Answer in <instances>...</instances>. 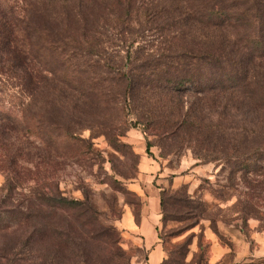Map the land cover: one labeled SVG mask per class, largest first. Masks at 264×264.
Wrapping results in <instances>:
<instances>
[{"label":"trees","instance_id":"1","mask_svg":"<svg viewBox=\"0 0 264 264\" xmlns=\"http://www.w3.org/2000/svg\"><path fill=\"white\" fill-rule=\"evenodd\" d=\"M133 21L158 27L165 35L164 52L134 59L127 50L125 70L105 54L110 40H104L108 29L103 28L111 27L125 42L133 35L127 28ZM192 31L201 32L200 38L189 39ZM40 54L51 60L38 63ZM94 57L103 58L106 75H114L109 93L117 92L111 98L137 111L136 124L164 137L169 148L195 144L194 157L205 163L243 165L256 153L264 158V140L246 145L236 137L264 132V0H0V75L27 99L20 118L26 140L33 136L49 148L83 142L71 132V123L57 118L41 123L26 109L54 78L79 97L107 102L108 93L87 85L90 78L80 71L90 68ZM186 87L199 95L196 103L184 101ZM55 90L48 102L64 109L66 121L69 95L60 89V102L49 99ZM5 121L15 130L12 116ZM150 148L147 142L149 155ZM17 155L23 157L11 150L9 162ZM30 197L26 213L10 212L12 223L28 233L23 249L35 256L28 262L79 264L74 251L99 240L97 228H91L96 224L91 208L64 197L56 185Z\"/></svg>","mask_w":264,"mask_h":264},{"label":"rangeland","instance_id":"2","mask_svg":"<svg viewBox=\"0 0 264 264\" xmlns=\"http://www.w3.org/2000/svg\"><path fill=\"white\" fill-rule=\"evenodd\" d=\"M70 25L72 30L78 29L76 24ZM110 28H103L108 29L104 40H110L104 51L116 57L120 68L127 70L130 66L124 59L127 50L134 59L164 52L165 35L153 24L133 21L127 25L133 35L127 34L125 42ZM201 34L192 31L187 36L199 39ZM40 55L37 62L41 64L52 57ZM102 59L94 57L93 65L80 71H84L86 80L90 78L87 85L93 84L99 93L103 88L111 101L79 97L54 78L28 104L29 116L41 123L56 118L71 123V132L83 140L75 144L58 142L51 148L33 136L26 140L20 118L27 99L5 75H0V264H37L28 262L35 259L28 247L23 249L28 233L24 225L12 223L10 212L26 213L30 193L54 185L64 197L86 203L96 219L91 228H97L99 240L74 251L79 264L85 260L88 264L145 261L143 249L122 228L127 218L138 224L153 196L159 199L155 228L166 253L163 264H211V246L215 255L221 253L215 247L217 243L228 250L217 264H236L234 253L241 251L247 264H259L264 260V158L256 153V159L243 165L237 160L205 163L194 157L195 144L169 148L164 137L136 124L137 111L111 98L117 88L109 93L114 75L104 73ZM54 88L49 99L60 102V89L69 95L66 121L62 117L64 109L48 102ZM196 96L192 88H185V102L196 103ZM9 116L15 119L13 131L6 127ZM249 136L248 140L242 134L236 137L246 145L264 140V132ZM147 142L151 144L150 155L146 153ZM11 150L20 151L23 157L17 155L15 162H9ZM89 215L92 217V212ZM242 242L246 243L243 250Z\"/></svg>","mask_w":264,"mask_h":264},{"label":"crops","instance_id":"3","mask_svg":"<svg viewBox=\"0 0 264 264\" xmlns=\"http://www.w3.org/2000/svg\"><path fill=\"white\" fill-rule=\"evenodd\" d=\"M159 208V199L155 196L151 197L149 200V205L142 211L138 224H135L133 219H126L125 228H122L123 232L131 238L133 243L139 246L145 252L147 259L141 263L137 264H163L166 259V253L159 243L156 234V214ZM241 244V250L246 243ZM215 247L221 250L219 255H215L214 249L211 246V255L209 257V262L211 264L219 263V259L227 253V249H224L220 244L217 243ZM234 262L236 264H247L245 262V254L243 251L239 253H234ZM259 264H264V260H261Z\"/></svg>","mask_w":264,"mask_h":264}]
</instances>
